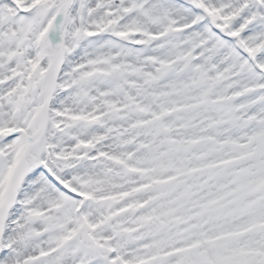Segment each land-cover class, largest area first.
Masks as SVG:
<instances>
[{"label": "snow or ice", "instance_id": "1", "mask_svg": "<svg viewBox=\"0 0 264 264\" xmlns=\"http://www.w3.org/2000/svg\"><path fill=\"white\" fill-rule=\"evenodd\" d=\"M0 264H264V0H0Z\"/></svg>", "mask_w": 264, "mask_h": 264}]
</instances>
